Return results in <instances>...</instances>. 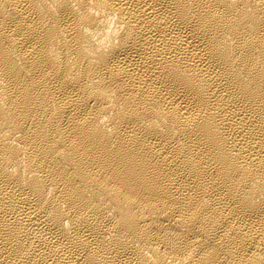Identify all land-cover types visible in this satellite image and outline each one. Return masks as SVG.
Returning <instances> with one entry per match:
<instances>
[{
	"label": "bare ground",
	"instance_id": "obj_1",
	"mask_svg": "<svg viewBox=\"0 0 264 264\" xmlns=\"http://www.w3.org/2000/svg\"><path fill=\"white\" fill-rule=\"evenodd\" d=\"M0 264H264V0H0Z\"/></svg>",
	"mask_w": 264,
	"mask_h": 264
}]
</instances>
